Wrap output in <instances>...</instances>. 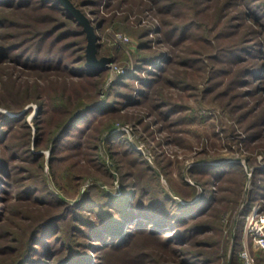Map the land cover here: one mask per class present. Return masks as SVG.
Wrapping results in <instances>:
<instances>
[{
  "label": "trees",
  "instance_id": "1",
  "mask_svg": "<svg viewBox=\"0 0 264 264\" xmlns=\"http://www.w3.org/2000/svg\"><path fill=\"white\" fill-rule=\"evenodd\" d=\"M72 1L97 13L104 0ZM142 1L155 12L158 27L140 30L133 58L121 63L126 71L106 78L105 69L88 66L87 32L61 1L0 0V88L7 89L0 104L8 108L0 111L1 262L13 257L11 264H240L244 218L234 220L242 232L223 238L214 208L226 197L224 182L238 178L242 192L244 162L199 163L189 170L196 182L181 174L167 187L126 132L114 130L113 123L100 125L122 107L141 106L173 133V126L198 116L184 112L185 99L204 81L203 96L215 93L213 100L245 124L244 143L252 151L264 148V0ZM105 21L97 22V31ZM152 30L160 34L158 46L147 38ZM31 102L39 108L34 124L27 120L34 106L25 109ZM99 140L113 150L122 189L94 182L71 200L58 162L93 148L97 168L116 174ZM44 148L52 151L51 180ZM62 150L69 152L64 156ZM125 158L139 171H121ZM253 175L243 214L254 198L264 202V165L254 166ZM7 213L32 219L27 233L2 231ZM22 236L23 245L12 244Z\"/></svg>",
  "mask_w": 264,
  "mask_h": 264
},
{
  "label": "rangeland",
  "instance_id": "2",
  "mask_svg": "<svg viewBox=\"0 0 264 264\" xmlns=\"http://www.w3.org/2000/svg\"><path fill=\"white\" fill-rule=\"evenodd\" d=\"M80 8L92 19L94 24H97L101 18H106L103 31L101 29L98 31L102 36L100 41L102 42L103 51L99 56H107L112 59L110 61L111 66L105 69L107 71L106 78H110L116 72L126 71V67L122 66L121 63L127 57L133 58V52L138 49L139 43L142 40L138 32L143 29L145 30L147 27L155 29L159 23L155 12L145 8V3L142 0H111V4L109 5H107V0H104L98 7L99 11L97 13L93 12L92 5H83ZM120 34L127 37V39H120ZM159 36L160 34L152 30L148 33L147 38L154 40V42L152 41L153 46H158L155 37ZM111 54L117 55L113 58ZM21 77L22 79L32 80L31 78H27V76ZM206 84V82L200 81V89L195 91V95L191 96V99H185V103H189L184 112L197 114L196 119L191 122H184L186 124L180 123L173 126V133H170L166 127H163L160 121H157L156 115L151 113L148 107L141 108V106L122 107L120 108L121 110L104 117L100 126L104 128L107 123H113L115 126L114 130H123L126 132L132 144L150 161L159 173L160 180L167 187L179 179L181 174H184L192 183L196 182V179L189 173V170L199 163L211 162L219 164L231 160L244 162L247 171L242 192L238 195V190L240 189V181L238 178H234V181L231 182H224L222 185L223 187L225 186L223 191L226 197H223L219 204H217L218 206L214 208L220 215V217L218 216V220L224 227V232L220 235L224 238L227 235L229 236V233H232V231L235 233L238 230L234 225V220L240 218L242 221L244 218L242 208L247 203L249 189L253 187V169L254 166L259 164L264 165V148L259 146L252 151L251 147H248L244 143L243 139L248 135V131L244 129L245 124L237 122L235 116L224 110L217 103L219 99L213 100L215 93H211L205 97L203 96L202 92ZM4 91H7V89L0 88V96ZM30 105H33L34 109L28 114L27 120L34 124V118L39 108L36 102H31L26 108ZM0 111H8V108L4 104H0ZM253 116L254 114H251V118ZM15 138L18 142L21 140L20 135L17 133ZM260 141H264V136ZM98 143L100 144V151L106 156L108 162L112 163L115 160L112 154L113 150L107 145L105 140H99ZM40 151L44 152L45 172L51 180L50 161L52 151L49 148H44ZM89 151L91 153H88V155H83L82 153L78 155L74 154L69 158H65L63 162L57 163L59 164L58 166H61L60 172H62V175L60 180L64 184V192L71 200L78 197L77 194L94 182L107 186L110 185L118 193L122 189L119 181V171L114 168V164L112 163L113 166H111L116 173L113 176L104 167L97 168L98 166L94 163L96 160L92 161L91 159L92 155L96 154L95 149L90 148ZM68 152L67 150H62L59 153L65 156ZM115 156L120 158L119 154ZM216 157H223V159L211 160ZM250 159L253 162L251 166L249 163ZM124 160L121 162V171H128L130 169L133 172L139 171L138 166H130L128 160L126 158ZM66 172H69V174L66 175ZM71 174L74 175L71 176ZM198 185L201 187V184ZM230 186H234V189H231ZM255 202L259 203L264 209V202L261 198H254L251 207ZM243 211L245 210L243 209ZM35 213L37 215L41 213V210H35ZM31 220H28V218L19 220L13 213H7L2 223L5 224V227H2L4 228L2 231L11 229L15 230L16 233H27ZM242 230L244 231V224ZM238 232H242L240 227ZM164 234L170 235V232ZM24 236L19 241H11V239H4L3 241H11L13 245H23ZM241 238L242 247L238 245V249L236 248L239 254L244 250L247 243L253 256L254 264H264L263 253L253 247L251 240L246 238L244 232H242ZM231 244L235 246L232 241H230ZM0 257L2 258V254ZM240 258V264H244L241 256ZM1 261L2 259H0L1 264H11L13 257L10 259L8 257L3 262Z\"/></svg>",
  "mask_w": 264,
  "mask_h": 264
},
{
  "label": "water",
  "instance_id": "3",
  "mask_svg": "<svg viewBox=\"0 0 264 264\" xmlns=\"http://www.w3.org/2000/svg\"><path fill=\"white\" fill-rule=\"evenodd\" d=\"M61 1L66 8L70 11L71 14L75 15L76 18L84 25V29L87 32L88 44H87V64L88 66L95 70L101 71L111 66L110 61L112 59L107 56L98 55V38L99 34L97 27L99 24H94L92 19L72 0H59ZM27 109V108H25Z\"/></svg>",
  "mask_w": 264,
  "mask_h": 264
},
{
  "label": "built area",
  "instance_id": "4",
  "mask_svg": "<svg viewBox=\"0 0 264 264\" xmlns=\"http://www.w3.org/2000/svg\"><path fill=\"white\" fill-rule=\"evenodd\" d=\"M120 39H127L122 34ZM244 233L247 239H250L253 247L260 250L264 255V209L259 203L253 204L248 212L244 214ZM240 256L244 264H254L253 256L246 243Z\"/></svg>",
  "mask_w": 264,
  "mask_h": 264
}]
</instances>
